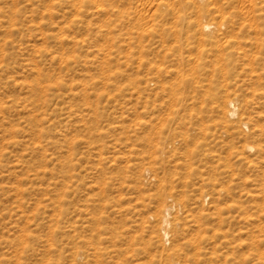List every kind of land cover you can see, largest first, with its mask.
<instances>
[{"label":"rangeland","instance_id":"1","mask_svg":"<svg viewBox=\"0 0 264 264\" xmlns=\"http://www.w3.org/2000/svg\"><path fill=\"white\" fill-rule=\"evenodd\" d=\"M193 2L0 0V264H264V0Z\"/></svg>","mask_w":264,"mask_h":264},{"label":"bare ground","instance_id":"2","mask_svg":"<svg viewBox=\"0 0 264 264\" xmlns=\"http://www.w3.org/2000/svg\"><path fill=\"white\" fill-rule=\"evenodd\" d=\"M190 1L192 2V0H190ZM193 1H194V2L197 1V3H198V2H200V3L203 2V3H204L205 0H193ZM194 2H193V3H194ZM200 22H202V21H200ZM200 22H199V23H200ZM197 23H198V22H197ZM196 25H197V24H196ZM198 26H199V24H198ZM201 27H202V29L208 30V29H210L211 25L208 24V23H201ZM210 32H212V30H211ZM202 35H203V34H202ZM241 51H242V50H241ZM244 52H245V51H244ZM241 54H242V52H241ZM242 55H243V54H242ZM244 55H245V54H244ZM244 55H243V56H244ZM245 56H246V55H245ZM230 104L233 105L232 102H230ZM233 107H234V106H233ZM234 110H235V109H233L232 111H229V112H230L229 115H232V114L234 113ZM165 220H167V219H165ZM167 222H168V220H167ZM164 225H165V224H164ZM167 226H168V225H167ZM163 227H164V226H163ZM163 227H162V229H163ZM164 229H165V227H164ZM167 232H168V231H167ZM167 234H168V233H166L165 231L163 232V235H167Z\"/></svg>","mask_w":264,"mask_h":264}]
</instances>
